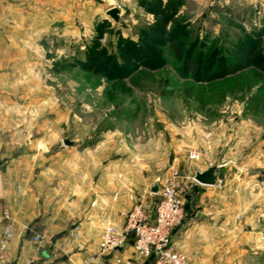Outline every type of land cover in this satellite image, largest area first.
Wrapping results in <instances>:
<instances>
[{
	"label": "rangeland",
	"instance_id": "1",
	"mask_svg": "<svg viewBox=\"0 0 264 264\" xmlns=\"http://www.w3.org/2000/svg\"><path fill=\"white\" fill-rule=\"evenodd\" d=\"M36 1L46 0L21 2L27 10ZM260 2L49 0L53 12L63 4V23L53 15L54 25L43 30L31 17L11 32V45L0 41V159L45 154L40 166L53 170V188L90 186L111 165L146 188L176 170L183 226L205 209L222 218L223 251L214 263L264 264V69L243 54L257 52L264 39ZM113 8L119 21L108 14ZM181 26L183 57L193 49L207 72L203 82L170 49ZM241 61L244 69L218 76ZM142 71L155 81L135 88L131 79ZM192 87L201 100L187 96ZM172 151L176 167L168 166ZM212 166L219 167L217 186L197 184L195 173ZM135 191L138 199L147 193Z\"/></svg>",
	"mask_w": 264,
	"mask_h": 264
},
{
	"label": "crops",
	"instance_id": "2",
	"mask_svg": "<svg viewBox=\"0 0 264 264\" xmlns=\"http://www.w3.org/2000/svg\"><path fill=\"white\" fill-rule=\"evenodd\" d=\"M21 1L0 0V41L5 46L13 43L9 42L12 40L11 32L22 30L31 17L36 25L38 22L43 26V30L52 28L53 15L60 17L63 23V4L57 12H53L47 7L49 0L42 4L36 1V6L32 8L29 5L27 10ZM260 1V10L263 8L264 11V6L261 7L264 0ZM21 159H0V172L6 181L0 198V242L8 225L13 223L7 262L25 264L35 260V264H117V260H121L122 264H154L152 260H144L135 254L133 241L122 251L106 255L100 253L99 243L107 225L121 229L122 214L128 212L138 199L135 190L141 191L139 195L144 191L152 193L158 181L147 185L148 190H144L146 183L136 184L137 180L131 178L128 171L121 172L122 168L118 170L121 176L117 175L115 166L111 165L90 186L79 182L53 188L49 181L53 170L40 166V163L48 161L45 154ZM177 161L174 153V167ZM153 195L147 196L151 209H154L157 199ZM205 202L201 200V203ZM210 211L205 209L204 215H197L173 234L174 247L187 256L188 264H215L214 256L223 251L219 241L222 233L217 229L222 218L211 216ZM5 213L11 222L3 220ZM36 237H44L48 241L41 253L37 251ZM54 254L58 255L57 258Z\"/></svg>",
	"mask_w": 264,
	"mask_h": 264
},
{
	"label": "built area",
	"instance_id": "3",
	"mask_svg": "<svg viewBox=\"0 0 264 264\" xmlns=\"http://www.w3.org/2000/svg\"><path fill=\"white\" fill-rule=\"evenodd\" d=\"M191 159H198V155L192 154ZM181 180L179 172L173 171L161 185L154 209H151L147 199V196L153 193L145 192L128 212L122 214L121 229L111 224L107 225L100 237V253L106 255L117 252L118 249L127 247L130 241H133L134 252L139 258L152 260L154 264H188L187 256L177 250L173 244V234L183 226L185 221ZM3 220L11 222L7 213L4 214ZM12 230L13 223H10L0 244V264H7ZM35 242L38 244L39 253L48 243L44 237H36ZM53 256L57 258L58 255ZM35 263V260H31L25 264ZM117 264H122V261L117 260Z\"/></svg>",
	"mask_w": 264,
	"mask_h": 264
},
{
	"label": "trees",
	"instance_id": "4",
	"mask_svg": "<svg viewBox=\"0 0 264 264\" xmlns=\"http://www.w3.org/2000/svg\"><path fill=\"white\" fill-rule=\"evenodd\" d=\"M171 18V17H170ZM185 27H179L178 29H176L172 34H171V37L169 40V43H170V49L171 51L174 52L175 54V57L177 58L178 61H183L184 63V69L187 71V73H191V74H194L195 78L196 79H200L201 82L204 81V79H206L208 76H207V72H204V70L200 67V64L196 63L195 59L193 58V54H194V51L193 49H190L189 52L186 54L185 57H183V54H182V51H181V42L179 40L180 38V34L183 32V29ZM155 32H158L159 34H166L165 30H160V29H154ZM259 37V36H258ZM257 44H259V50L257 52H250L249 54L248 53H243L242 51H240L241 53L243 54H246L247 56L249 55V63L256 67L257 69L259 70H262L264 69V39L262 40L260 37L258 38V41H256ZM197 45V44H196ZM110 63L107 62V65ZM246 63H243V61H241L239 63L238 66H235L234 69H231V68H222L221 71H219V75L220 77H224L226 76L227 74H229L230 72H235V71H239V70H242L246 67ZM151 75V76H149ZM193 76V75H192ZM146 78H151L152 80L155 81V74H150V73H146L145 71H142V72H138L136 75H134L131 79V84L133 87L135 88H138L140 87V83L146 79ZM194 88H189L186 90V94L188 97H195L194 96ZM170 93L166 92V95H169ZM197 99H200V95L197 94V96L195 97ZM254 101H256L254 99Z\"/></svg>",
	"mask_w": 264,
	"mask_h": 264
},
{
	"label": "water",
	"instance_id": "5",
	"mask_svg": "<svg viewBox=\"0 0 264 264\" xmlns=\"http://www.w3.org/2000/svg\"><path fill=\"white\" fill-rule=\"evenodd\" d=\"M119 9L113 8L109 10L108 14L116 21H119ZM64 144L66 146H74V142L70 140H65ZM174 162V152L172 151L169 157V166H172ZM2 162H0V165ZM218 175H219V167L218 166H212L208 168L204 172H197L195 174L194 180L196 181L197 184L201 186H206V187H215L218 184ZM160 192V187L159 185H156L152 189L153 194H158ZM119 251H122L123 248L118 249Z\"/></svg>",
	"mask_w": 264,
	"mask_h": 264
},
{
	"label": "clouds",
	"instance_id": "6",
	"mask_svg": "<svg viewBox=\"0 0 264 264\" xmlns=\"http://www.w3.org/2000/svg\"><path fill=\"white\" fill-rule=\"evenodd\" d=\"M112 2H114V0H112Z\"/></svg>",
	"mask_w": 264,
	"mask_h": 264
}]
</instances>
